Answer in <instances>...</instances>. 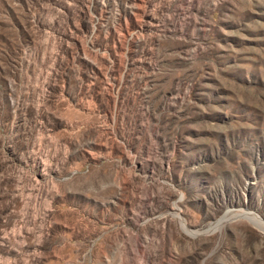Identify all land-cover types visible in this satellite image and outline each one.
Segmentation results:
<instances>
[{
  "label": "rangeland",
  "instance_id": "1",
  "mask_svg": "<svg viewBox=\"0 0 264 264\" xmlns=\"http://www.w3.org/2000/svg\"><path fill=\"white\" fill-rule=\"evenodd\" d=\"M246 213L264 0H0V264H264Z\"/></svg>",
  "mask_w": 264,
  "mask_h": 264
},
{
  "label": "bare ground",
  "instance_id": "2",
  "mask_svg": "<svg viewBox=\"0 0 264 264\" xmlns=\"http://www.w3.org/2000/svg\"><path fill=\"white\" fill-rule=\"evenodd\" d=\"M246 215H247L248 218L252 219V220H253L254 222H256L258 225H260L261 228L264 229V222L262 221V219H261L259 216L254 215V214H247V213H246ZM223 219H225V217H224ZM223 219H222V220H223ZM222 220H221V221H222ZM221 221H220V222H221Z\"/></svg>",
  "mask_w": 264,
  "mask_h": 264
}]
</instances>
